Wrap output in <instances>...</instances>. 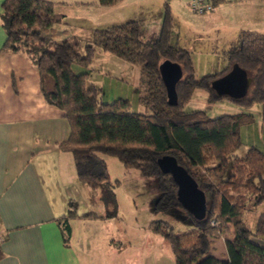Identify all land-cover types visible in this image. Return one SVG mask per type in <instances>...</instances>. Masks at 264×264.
Here are the masks:
<instances>
[{"label": "trees", "instance_id": "obj_1", "mask_svg": "<svg viewBox=\"0 0 264 264\" xmlns=\"http://www.w3.org/2000/svg\"><path fill=\"white\" fill-rule=\"evenodd\" d=\"M119 1L97 0V4L110 7ZM211 1L214 6L225 2ZM62 19L51 1L3 0L0 22L5 41L0 51L24 53L35 65L44 100L60 109L69 123V136L60 149L72 154L78 180L99 191L101 202L109 208L103 217L116 216L114 187L119 182L111 181L106 162L99 155L116 158L142 179L155 178L159 196L153 209L157 212L183 208L174 178L158 164L162 156H171L207 198L203 217L183 208L193 224L184 232H175L162 219L147 226L167 241L175 264H264V213L259 214L254 231L243 217L244 212L264 201V153L251 146L241 156L234 154L241 145L239 130L254 121L253 115L240 112L209 117L205 111L185 109L193 92L200 89L208 102L225 98L245 108L259 103L264 120V34L242 30L238 44L224 52V68L196 78L190 52L170 43L173 17L169 0L163 4L155 37L145 38L141 24L129 20L95 29L86 42L71 34L58 39L53 27ZM96 49L139 68V101L148 113L131 110L126 98L103 102L101 88L88 82V72H74L73 65H90ZM165 63L176 65L180 71L174 98L160 67ZM233 64L252 78L246 95L238 99L220 94L211 86ZM77 206L69 200L68 212L61 219L65 242L70 238L69 221L76 216ZM221 238L226 259L211 253L213 244Z\"/></svg>", "mask_w": 264, "mask_h": 264}, {"label": "crops", "instance_id": "obj_2", "mask_svg": "<svg viewBox=\"0 0 264 264\" xmlns=\"http://www.w3.org/2000/svg\"><path fill=\"white\" fill-rule=\"evenodd\" d=\"M47 1L54 3L57 15L76 23L71 29L62 24L63 20L54 25L58 39L69 34L87 37L92 33L87 35L83 30L91 32L129 20L138 21L149 38L157 36L161 26L163 0H156L157 5L161 4L159 11L152 10V0L148 3L138 0L135 6H126L121 0L110 7L99 6L97 0ZM174 1L182 7L186 32H177L180 27L173 18L171 37L175 45L190 52L194 73L199 76L224 68V52L238 44L242 30L264 34V0H225L200 15L188 7L191 0L169 1L171 12ZM2 3L0 0V12ZM124 8L134 10L130 12L132 15L123 13ZM112 9L118 16L105 17ZM175 12L174 7L173 15ZM80 13L83 17L77 18ZM81 23L90 25V30ZM181 35L185 37L182 39ZM4 41L0 22V49ZM69 133L64 113L44 100L38 71L27 55L0 51V236L3 237L0 264H170V254L156 251L125 255L127 248L133 249L127 237L111 235L101 241L87 236L86 220L123 222L122 197L117 186L125 177L135 180L141 177L125 169L116 158L99 155L106 162L111 181L119 182L114 187L116 216L104 218L105 215L92 212L93 199L102 211L105 205L98 190L78 180L72 154L60 149ZM128 194L132 196L131 192ZM69 200L78 206L76 216L69 221L71 234L65 242L61 219L68 212ZM131 209L135 212L136 208ZM211 253L217 258H227L222 238L215 241Z\"/></svg>", "mask_w": 264, "mask_h": 264}, {"label": "rangeland", "instance_id": "obj_3", "mask_svg": "<svg viewBox=\"0 0 264 264\" xmlns=\"http://www.w3.org/2000/svg\"><path fill=\"white\" fill-rule=\"evenodd\" d=\"M143 1L148 3L149 0ZM151 2H153L151 6L153 11H155V9H157V11H159L160 9L162 10V8H160L161 4L158 3L157 5L156 0H152ZM164 2L165 0H163L162 3L164 4ZM174 2L173 5L176 12L175 15H173V7V11L171 13L173 15V18L177 20V24L180 27V29L178 28L177 32L184 34L186 32V22H184V19L182 18V7L179 6L177 2ZM137 3L138 0H124V5L126 6H135L137 5ZM169 5L170 10H172L170 2ZM112 10L113 11L109 12V14H106L105 17L113 15L118 16L116 10ZM124 10L125 12L123 13L130 15H132L130 12L134 11L132 9L128 10L125 8ZM194 13L199 15L204 14L197 12ZM76 17H83V13H80ZM62 20V24H67L66 26L70 29L73 28L74 25H76V23L74 21H70V19L67 20V18L64 19L63 17ZM121 22H118V24H120ZM80 25L85 29L90 30V25H85L84 23H81ZM93 31L94 30H92L91 32H85L83 30L82 32L86 34L88 33L87 35H89ZM82 35L83 36H77L83 42L91 39V35L87 37H85V34ZM180 37L183 39L185 36L181 35ZM145 38H147V36ZM170 43H175L173 37H171ZM83 69H85L89 74L88 82L93 83L97 87L101 88L100 97L103 102L110 103L118 98H126L129 99L131 103V110L138 113L149 112L139 101L141 91L140 71L136 65L131 64L110 53H105L99 51V49H96L93 59L88 67L84 68L79 65H73V70L76 73ZM215 71L217 70H214L213 72L215 73ZM194 75L196 78H200L205 74L199 76V74L194 73ZM206 97L207 96L205 95L204 91L200 89L197 90L190 101L185 105V109L188 111L202 110L205 111V113L209 117L231 115L240 112H245L253 115L254 121L251 124L242 126L239 130L241 145L234 151V154L241 156L251 146L258 148L264 153V120L261 118V105L259 103H255L251 107L245 108L237 105L235 102L229 99L224 98L219 101L208 102L206 100ZM129 172L136 173V171L132 169H130ZM116 175H118V173ZM117 188L118 194H120V196L122 197L120 198V201L123 205V222L110 220L106 221L108 219H103V221L86 220L85 223H87V225H84V228L87 231V236L101 239V241L102 239L108 238V236L111 235L121 236L125 238L127 237L132 241L131 248L133 249L129 248L128 250L127 248L124 251L125 255L133 256L134 254L140 253L138 254L139 256L150 251H156L157 253L166 255L170 254V264H175L167 241H165L160 236L154 235L153 233L148 231L147 226L151 221L162 219L166 221L171 227H173L175 232H184L192 228L193 226L191 218L186 213V211L183 208H175L166 212H157L153 209V206L159 196V190L157 189L155 178H138V180H135L132 179L131 176L125 177L124 182H121L120 185L117 186ZM128 191L132 193L131 197L128 196V193H130ZM94 202L95 200L93 199V203L91 205L92 212H95L99 215H106L109 212V208L107 206H105L102 211V209L97 207L95 205L96 203ZM131 207L136 208L134 209L135 212L132 211ZM260 213H264V201L259 203L254 210L243 213L246 225L250 230H255L256 220ZM104 221L106 222L103 223ZM152 236H156L155 238L161 241L159 242L153 240L152 238L154 237ZM136 249L138 252H135Z\"/></svg>", "mask_w": 264, "mask_h": 264}, {"label": "water", "instance_id": "obj_4", "mask_svg": "<svg viewBox=\"0 0 264 264\" xmlns=\"http://www.w3.org/2000/svg\"><path fill=\"white\" fill-rule=\"evenodd\" d=\"M160 67L170 83L169 94L174 98V84L180 76L179 68L171 63L162 64ZM251 83L252 78L247 72L237 64H233L232 69L226 75L214 80L211 86L220 94L238 99L246 95ZM158 164L162 171L170 173L174 178L177 184V199L183 208L195 217H203L207 209V198L193 177L171 156H162Z\"/></svg>", "mask_w": 264, "mask_h": 264}, {"label": "built area", "instance_id": "obj_5", "mask_svg": "<svg viewBox=\"0 0 264 264\" xmlns=\"http://www.w3.org/2000/svg\"><path fill=\"white\" fill-rule=\"evenodd\" d=\"M188 5L191 10L197 13L210 12L212 11L214 7L211 0H191ZM2 240H3V237L0 236V242Z\"/></svg>", "mask_w": 264, "mask_h": 264}]
</instances>
